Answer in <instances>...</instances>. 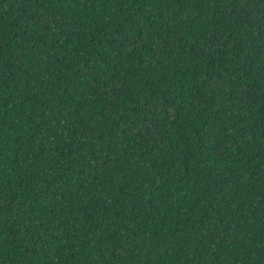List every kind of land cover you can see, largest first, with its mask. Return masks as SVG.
Here are the masks:
<instances>
[{
    "label": "trees",
    "instance_id": "trees-1",
    "mask_svg": "<svg viewBox=\"0 0 264 264\" xmlns=\"http://www.w3.org/2000/svg\"><path fill=\"white\" fill-rule=\"evenodd\" d=\"M0 264H264V0H0Z\"/></svg>",
    "mask_w": 264,
    "mask_h": 264
}]
</instances>
